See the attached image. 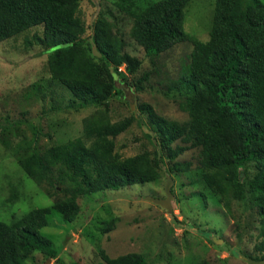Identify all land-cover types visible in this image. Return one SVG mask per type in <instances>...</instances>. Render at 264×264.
Segmentation results:
<instances>
[{
  "label": "trees",
  "instance_id": "1",
  "mask_svg": "<svg viewBox=\"0 0 264 264\" xmlns=\"http://www.w3.org/2000/svg\"><path fill=\"white\" fill-rule=\"evenodd\" d=\"M113 1L133 20L131 38L150 57L179 43L194 44L187 72L171 83V90L183 98L180 108L189 121L180 124L160 116L148 104L140 105L152 134L148 136L155 137L163 159L148 151L121 158L115 139L133 125V119L113 122L109 102L119 95L118 85L127 83L128 76L142 67L126 51L124 38L101 15L92 41L86 39L79 0H0V43L43 27L42 36L34 40L46 47L51 79L70 91L73 105L101 108L84 120V138L17 151V163L26 176L50 185L63 198L50 208L14 218L11 224L0 221V264H26L35 252L54 259L53 242L41 233L53 210L64 222L73 223L80 214V198L160 181L164 157L173 162L190 149L199 150L200 184L227 211L232 201L248 200L264 224V3L216 0L210 39L202 42L184 29L185 10L193 0L150 1L145 7L140 0ZM123 66L126 72L120 71ZM178 142L181 145L174 147ZM190 166L175 162L169 175L173 180ZM257 250L264 253V241ZM100 254V264H149L137 253L117 258L104 251Z\"/></svg>",
  "mask_w": 264,
  "mask_h": 264
},
{
  "label": "rangeland",
  "instance_id": "2",
  "mask_svg": "<svg viewBox=\"0 0 264 264\" xmlns=\"http://www.w3.org/2000/svg\"><path fill=\"white\" fill-rule=\"evenodd\" d=\"M150 1L162 0H140V6ZM215 1L193 0L185 10L184 29L198 41L210 39ZM79 2L80 16L87 24L86 39L92 41L94 24L104 15L124 38L126 51L142 62L127 83L118 85L119 95L109 102L113 122L133 119V125L115 139L116 152L123 159L145 151L163 159L155 137L148 136L152 134L139 107L148 104L160 116L180 124L189 121L180 108L183 98L171 90V83L187 72L194 44L179 43L150 57L131 38L133 20L113 0ZM42 34L43 27H37L0 43V221L7 224L34 209L50 208L63 198L50 185L26 176L17 163V151L84 138V120L101 109L73 105L70 91L51 79L46 47L34 40ZM122 71L126 72L125 66ZM175 162L191 166L187 173L174 176L173 212L169 214L148 199L166 198V174ZM161 167L160 181L80 198V214L73 223L64 222L53 210L41 233L53 242L57 255L51 259L35 252L26 264H100L101 251L111 258L141 254L149 264H198L203 260L250 264L245 258L264 257L257 250L264 241L258 209L246 200L232 201L227 211L199 182V150L190 149L173 162L164 157Z\"/></svg>",
  "mask_w": 264,
  "mask_h": 264
},
{
  "label": "water",
  "instance_id": "3",
  "mask_svg": "<svg viewBox=\"0 0 264 264\" xmlns=\"http://www.w3.org/2000/svg\"><path fill=\"white\" fill-rule=\"evenodd\" d=\"M94 53H95V55L101 57V54L96 49H94ZM166 181H167L166 192H165L166 198L162 199V200L161 199L149 198L148 200L150 202H152L153 204H155L157 206H160L163 209L167 210L168 213L170 214V213L173 212V207H172L173 195H172V192H171V188H172V185H173V180H172V178H171V176L169 174H166ZM245 260L247 262H249L250 264H264V260L255 261V260L250 259V258H245Z\"/></svg>",
  "mask_w": 264,
  "mask_h": 264
},
{
  "label": "built area",
  "instance_id": "4",
  "mask_svg": "<svg viewBox=\"0 0 264 264\" xmlns=\"http://www.w3.org/2000/svg\"><path fill=\"white\" fill-rule=\"evenodd\" d=\"M120 71H122V68L120 69Z\"/></svg>",
  "mask_w": 264,
  "mask_h": 264
}]
</instances>
